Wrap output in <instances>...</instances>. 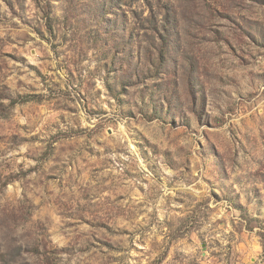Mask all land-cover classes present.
Wrapping results in <instances>:
<instances>
[{
  "label": "rangeland",
  "instance_id": "obj_1",
  "mask_svg": "<svg viewBox=\"0 0 264 264\" xmlns=\"http://www.w3.org/2000/svg\"><path fill=\"white\" fill-rule=\"evenodd\" d=\"M0 264H264V0H0Z\"/></svg>",
  "mask_w": 264,
  "mask_h": 264
}]
</instances>
